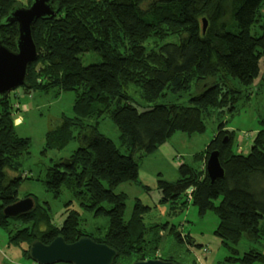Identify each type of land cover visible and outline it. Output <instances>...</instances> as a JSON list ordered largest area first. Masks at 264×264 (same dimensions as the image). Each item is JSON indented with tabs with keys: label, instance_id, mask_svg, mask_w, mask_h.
<instances>
[{
	"label": "trees",
	"instance_id": "obj_1",
	"mask_svg": "<svg viewBox=\"0 0 264 264\" xmlns=\"http://www.w3.org/2000/svg\"><path fill=\"white\" fill-rule=\"evenodd\" d=\"M17 2L0 0V23L19 6ZM54 5L57 14L34 26L38 58L28 68L23 89H56L58 95H75L74 116L64 117L48 131L47 148L63 150L75 138L79 147L66 159L68 167L63 162L55 166L51 184L58 188L66 179L74 181L85 208L109 218V226L97 238L102 242L87 234L76 212L56 228L48 210L35 201V209L18 218L32 226L19 230L11 240H40L48 245L58 235L68 243L88 236L118 252L114 264L151 259L179 264L176 253L181 235L177 243L168 236L175 233V226L167 234L172 240L169 253L150 257L148 250L160 252L162 230L169 224L144 226V208L139 205L125 222V197L116 195L114 188L138 179L135 155L149 156L177 130L204 133L212 117L220 119L219 105L252 93L264 58V0H54ZM17 35L16 24L0 27L3 43L13 51ZM168 95L175 97L172 103H156ZM10 99V94L0 98L3 228L10 220L4 209L19 201L24 179L19 160L28 146V139L15 131L16 107ZM107 118L119 129V148L97 132L100 121ZM262 122L244 154L232 150L233 132L221 121L214 138L198 155L200 170L185 164L179 168L176 182L159 181L167 215L192 203L201 216L212 211L218 217L214 233L226 251L218 264H264L260 251L264 246V119ZM74 129H79L76 137ZM213 151L219 152L224 176L212 183L206 162ZM44 220L48 229L39 236L34 229ZM146 232L153 233V238H147Z\"/></svg>",
	"mask_w": 264,
	"mask_h": 264
},
{
	"label": "rangeland",
	"instance_id": "obj_2",
	"mask_svg": "<svg viewBox=\"0 0 264 264\" xmlns=\"http://www.w3.org/2000/svg\"><path fill=\"white\" fill-rule=\"evenodd\" d=\"M19 1L16 5L21 7H28L31 3V0ZM88 57L85 56L86 59ZM259 66L260 72L252 83L250 95L242 96L237 101L229 99L219 105L217 112L220 119L212 117L207 122L204 133L190 135L177 130L149 156L135 155L134 158L140 167L138 179L121 182L114 188L116 195L125 197V222L131 220L136 205H139L144 208L141 213L144 226L149 228L169 224L167 229L162 230L165 235L162 234L160 252L155 254L148 250L150 257L166 256L164 252L169 253L171 241L177 243L179 235L182 239L178 241L179 248L176 253L179 264H218L226 256L221 239L214 233L219 223L215 213L208 211L206 215L201 216L198 208L190 203L187 209L177 210L172 216L167 215V205L161 202L163 195L159 190V181L176 182L180 176L179 168L185 164L200 170L202 162L198 155L214 138L215 130L221 121L233 132L232 150L245 153L249 149L250 139L262 128L264 119V58H261ZM16 92H19L17 97ZM16 92L10 94L11 103L16 106L13 111L15 131L18 136L28 139V146L19 160L20 172L24 178L18 190L19 200L32 198L38 205L46 208L51 225L56 228L62 227L68 216L76 212L83 228L89 231L87 234L102 242V239L97 238L100 232L102 235L105 234L109 218L103 215L96 216L95 211L85 208L82 199L76 195L74 181L66 179L58 188L51 184L55 166L70 159L69 156L79 147V142L75 138L63 150L47 148L48 131L60 125L64 117L74 116L75 95L72 92L58 95L56 89L49 92L39 90L25 92L22 87ZM221 95L222 92L220 97ZM174 99L173 95H168L166 98H159L156 103L169 104ZM78 131L79 129H74L75 137L78 136ZM97 132L120 147V132L112 119L100 121ZM191 194V191L187 193L188 196ZM105 207L110 208V204L105 203ZM28 226L32 225L18 219H10L7 228L0 227V251L6 257L4 264L27 261L36 264L32 260H26L24 250H29L31 245L29 241L11 240L19 230ZM170 226H175V233H169ZM47 229L48 225L44 220L38 222V227L34 231L40 236ZM168 233L172 240L165 237ZM146 235L151 239L154 236L148 232ZM244 245L240 246L241 250L244 249ZM260 251L264 253V246L260 247Z\"/></svg>",
	"mask_w": 264,
	"mask_h": 264
},
{
	"label": "water",
	"instance_id": "obj_3",
	"mask_svg": "<svg viewBox=\"0 0 264 264\" xmlns=\"http://www.w3.org/2000/svg\"><path fill=\"white\" fill-rule=\"evenodd\" d=\"M58 10L54 0H31L28 7H13L1 21L0 27L16 24L18 35L16 51L6 46L0 37V98L27 86L28 68L38 58V49L33 38L34 26L39 20L52 19ZM203 22V31H205L207 22L205 20ZM226 141L225 139L224 142ZM68 161L65 160V167H68ZM206 171L212 183L224 176L218 151L210 153L206 162ZM34 209L35 200L26 198L6 207L3 213L8 219H18ZM28 252L30 259L36 264H114L118 257V252L114 248L98 243L88 236H83L74 243H68L62 235H58L48 245L35 240L31 243ZM133 264L176 263L151 259Z\"/></svg>",
	"mask_w": 264,
	"mask_h": 264
},
{
	"label": "crops",
	"instance_id": "obj_4",
	"mask_svg": "<svg viewBox=\"0 0 264 264\" xmlns=\"http://www.w3.org/2000/svg\"><path fill=\"white\" fill-rule=\"evenodd\" d=\"M17 90V89H16ZM15 90V91H16ZM11 94V93H10ZM17 96H19V94L16 92V96L15 97H17ZM251 145V144H250ZM249 148H250V146H249ZM248 151H249V149H247V151L244 153V154H247L248 153ZM243 153V152H242ZM166 238H168L167 236H165ZM24 253L26 254V260H31L30 259V256H29V252H28V250H24ZM5 256L1 253V251H0V264H4V260H5ZM17 264H30V262H18Z\"/></svg>",
	"mask_w": 264,
	"mask_h": 264
},
{
	"label": "built area",
	"instance_id": "obj_5",
	"mask_svg": "<svg viewBox=\"0 0 264 264\" xmlns=\"http://www.w3.org/2000/svg\"><path fill=\"white\" fill-rule=\"evenodd\" d=\"M17 105H18V104H17ZM15 107H16V106H15ZM189 192H190V190H189ZM189 192H188V193H189ZM189 198H190V196H189Z\"/></svg>",
	"mask_w": 264,
	"mask_h": 264
}]
</instances>
